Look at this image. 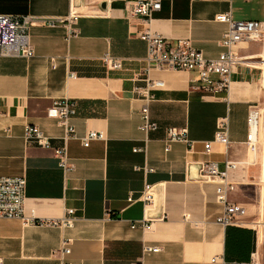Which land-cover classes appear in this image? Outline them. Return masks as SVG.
<instances>
[{"label": "crops", "instance_id": "0c3cea01", "mask_svg": "<svg viewBox=\"0 0 264 264\" xmlns=\"http://www.w3.org/2000/svg\"><path fill=\"white\" fill-rule=\"evenodd\" d=\"M131 1L80 0L76 6L75 0H0L5 15L78 14L74 23L55 28L34 24L32 58H0V176L27 180L26 218L60 221L75 211L71 228L1 218L0 257L4 264H57L66 247L71 264H212L215 257L242 264L257 252L264 264V143L255 154L245 144L249 108L264 101V64L253 61L264 56V45L238 46L249 62L234 69L226 101L195 91L193 72L150 69L147 44L139 37L151 31L172 43L190 39L214 59L228 30L215 16L231 11L234 21L264 23V0H163L151 22L131 16ZM107 54L121 69L105 65ZM150 79L164 86L152 91L150 104L159 128L145 135L140 110ZM59 101L77 106L75 136L67 140L64 128L47 116ZM226 117L230 145L214 142L206 151ZM26 125L38 127L50 148L26 142ZM172 127L187 129L193 147L173 143L166 152ZM90 131L105 139L86 148L82 140ZM63 148L68 171L56 155ZM227 160L240 163L229 195L240 212L235 225L223 227L216 222L223 212L216 185L202 181L196 166ZM147 186L153 189L150 206L140 199ZM145 245L161 251L143 254Z\"/></svg>", "mask_w": 264, "mask_h": 264}, {"label": "built area", "instance_id": "2783aa9c", "mask_svg": "<svg viewBox=\"0 0 264 264\" xmlns=\"http://www.w3.org/2000/svg\"><path fill=\"white\" fill-rule=\"evenodd\" d=\"M163 0H133L130 2V14L134 18L151 22L156 12L162 8ZM78 19L76 12H71L68 17L60 18H37L33 16H13L0 14V58H24L30 59L34 56V49L31 43V28L36 23H41L47 27L55 28L61 25L72 24ZM219 23L228 25V30L224 33L220 46L223 48L221 54L214 59L207 58L202 51L197 49L190 39H180L172 43L164 36L146 31L139 35L140 39L147 44L146 60L150 69L170 70L180 72H193L196 74L193 89L204 96L220 97L226 101L229 99L232 76L234 69L243 63H247L244 57H241L237 48L244 43L258 42L264 40V23L258 21H234L231 11L220 13L215 16ZM78 31L74 30L73 34ZM264 64V58H260ZM103 61L107 67L121 69V62L110 54L105 55ZM260 65V64H259ZM256 67L252 64L247 65ZM164 84L161 81L149 80L144 90L145 102L140 110L141 125L139 130L149 135L158 130L159 126L153 122L150 115V104L154 100L152 91L162 88ZM77 115V106L74 102L59 101L56 102L48 111L47 116L55 119L58 124L64 128L66 140L75 136V129L71 125V120ZM0 112V118L2 117ZM248 136L245 142L248 151L255 154L259 146L264 143V101L260 104H252L249 108L248 118ZM9 131V130H8ZM229 120L223 118L219 122L218 129L212 142L205 143V150L210 151L212 144L218 143L223 146L230 145ZM24 139L26 142L36 143L42 148H50L48 137L36 126L26 125L24 128ZM105 139L103 132L90 131L83 138V146L89 147L93 141ZM173 143H184L189 148L193 147V142L188 138L187 129L169 128L167 129V138L165 140V151L170 150ZM144 148L135 149V152H145ZM60 167L68 171L70 165L67 149L63 148L56 151ZM240 163L227 160L222 165L216 162H207L199 165L200 179L207 183L216 185L215 195L217 202L223 206L222 214L216 219V222L223 227L235 225L239 208L230 201L229 195L234 192L237 183L232 179L233 173L238 169ZM27 180L24 177H3L0 176V219H21L25 225H43L52 224L71 228L74 223L73 209L66 211V216L60 221H37L35 218H26L24 215L25 192ZM141 200L146 206L153 204V189L147 186L142 193ZM149 221L145 220L141 225L148 228ZM133 227H136L135 225ZM161 249L145 245L143 254L158 253ZM70 249L63 247L60 250V258L57 264H71L67 260L70 255ZM212 264H226V262L217 257L212 259ZM0 264L4 260L0 257ZM242 264H260L257 252L252 255L249 263Z\"/></svg>", "mask_w": 264, "mask_h": 264}, {"label": "water", "instance_id": "95a60500", "mask_svg": "<svg viewBox=\"0 0 264 264\" xmlns=\"http://www.w3.org/2000/svg\"><path fill=\"white\" fill-rule=\"evenodd\" d=\"M79 4H80V0H75V5H76V6H79ZM100 7H101L102 10H106V8H107V2L104 1V2L100 5ZM196 170H197V173L199 174V170H200V166H199V165L196 166Z\"/></svg>", "mask_w": 264, "mask_h": 264}, {"label": "rangeland", "instance_id": "374dc122", "mask_svg": "<svg viewBox=\"0 0 264 264\" xmlns=\"http://www.w3.org/2000/svg\"><path fill=\"white\" fill-rule=\"evenodd\" d=\"M256 43H260V44L264 45V40H262V41H258V42H256ZM263 55H264V53H263ZM263 58H264V56H263ZM253 61L257 62V63H254V64H260L259 62H260L261 60H260V59H256V60H253ZM258 66H261V65H258ZM262 67H263V66H262Z\"/></svg>", "mask_w": 264, "mask_h": 264}]
</instances>
